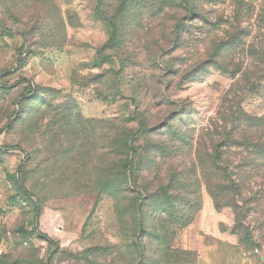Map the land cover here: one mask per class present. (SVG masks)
<instances>
[{"label": "rangeland", "instance_id": "374dc122", "mask_svg": "<svg viewBox=\"0 0 264 264\" xmlns=\"http://www.w3.org/2000/svg\"><path fill=\"white\" fill-rule=\"evenodd\" d=\"M100 1L97 17L96 0H0V264H215L220 256L223 264H264L255 254L264 247L261 162L245 155L253 168L240 173L250 179L234 198L237 217L231 208L217 211L193 173L208 121V130L220 127L231 108V121L236 113L264 118V81L252 79L255 91L237 92V77L208 57L212 31L200 18L187 20L189 10L213 23L232 17L230 1ZM178 19L188 29L174 42ZM113 23L115 46L100 51ZM114 124L135 137L137 157L127 172L128 189L138 192L132 199L113 200L104 186ZM160 139L165 162L143 149ZM239 151L221 149L223 166H240ZM170 169L183 185L181 193L173 182L170 191L172 220L162 216L159 194L160 186L173 187ZM162 223L189 224L170 236L176 255L160 252L151 237Z\"/></svg>", "mask_w": 264, "mask_h": 264}, {"label": "trees", "instance_id": "16d2710c", "mask_svg": "<svg viewBox=\"0 0 264 264\" xmlns=\"http://www.w3.org/2000/svg\"><path fill=\"white\" fill-rule=\"evenodd\" d=\"M103 1V0H102ZM122 1L127 2L129 0H117L119 5ZM231 7L233 8L232 17L217 19L213 23L212 20L207 18V15L196 13L194 10H189L190 14L187 16V20L192 19L199 20L200 18L210 32L207 37L208 46V57L211 58V62L216 70L222 71L226 76L237 77L236 86L238 91L244 89L256 90L253 81H264V0L258 5H251L242 0H229ZM97 6L94 11V15L99 17L101 1L96 0ZM123 6V5H122ZM177 6L181 9L182 6ZM122 11L125 12V6ZM191 16V18H190ZM182 21L179 19L175 22L172 27V35L174 42L177 39H181L184 32L188 29L186 26L181 24ZM244 24H247L245 27ZM116 24H112V34L109 37L106 44L100 51H105L112 45L115 46V41L118 39L117 32L115 31ZM215 33V34H214ZM253 40V41H251ZM144 83L143 81H141ZM232 108L227 110L229 113H223L218 118L221 122L220 127L212 124L210 129H214L215 133L210 134L207 125L201 128V131L207 130L201 141L200 150L196 154V164H193V173L198 172L205 184L206 191L212 200V204L217 211L224 208H231L237 217L236 203H234L235 196H240L242 191L245 190L244 180L250 179L247 176H240L244 168L250 170L253 168V161L258 160L264 167V118L257 119L252 118L243 113H236V121H231L235 118V113H230ZM11 122V121H10ZM9 122V123H10ZM6 130L11 128V125H7ZM111 131H114V137H112L111 150L109 151L108 166L106 167L111 175H107V180L104 186L108 188L113 194L111 199L116 200L117 196L134 197L138 192L136 190L128 189V178L127 172L131 167V161L137 157V149L135 146V137L127 131H123L122 128L114 124L112 125ZM150 131L143 130V133L148 134ZM211 135L218 136L216 143H210L208 141ZM162 139L156 143H150L151 146L144 147L145 154H155L160 156L161 160L165 162L168 158L166 153L165 143L162 144ZM210 144L208 149H204L203 145ZM232 147L240 150L239 154L235 155L240 161V166L233 167V165L223 166V153L220 150L223 148ZM150 149V150H149ZM211 149V153L209 150ZM149 150V151H148ZM153 150H156L153 152ZM154 155V157H155ZM245 155L252 157L246 158ZM134 157V158H133ZM140 161V159H138ZM231 163V162H229ZM169 181H172L173 187L167 188L160 186L159 194L166 200L167 210L162 213L167 219L172 220L175 215L174 212L169 211L174 204V196L170 191L174 188L176 182L181 186V193L183 191L182 184L177 179L176 171L171 176V169L166 172ZM184 175V173L182 172ZM181 180V179H180ZM18 187L25 193V188L22 181L16 178ZM161 183V182H160ZM172 188V189H171ZM176 188V187H175ZM178 190V189H177ZM175 190V191H177ZM180 190V189H179ZM224 193V194H223ZM232 195V200L227 201L225 196ZM182 198V197H181ZM180 198V199H181ZM39 217V209L35 208V219ZM34 219V220H35ZM174 223H162L157 228L152 230V239L160 241L159 250L160 252H171V243L169 242L171 234L178 230L186 228L189 224L180 225L176 224L175 228L169 227ZM142 244L145 242L148 232L142 231ZM142 256L145 258L147 251L143 249ZM1 258V257H0ZM183 260H176L175 264H182Z\"/></svg>", "mask_w": 264, "mask_h": 264}, {"label": "crops", "instance_id": "0c3cea01", "mask_svg": "<svg viewBox=\"0 0 264 264\" xmlns=\"http://www.w3.org/2000/svg\"><path fill=\"white\" fill-rule=\"evenodd\" d=\"M4 226H5V221H4V218L0 215V248L2 247L1 245V233L3 232V230H4ZM223 256H220L218 259H217V261H216V263L215 264H223Z\"/></svg>", "mask_w": 264, "mask_h": 264}, {"label": "built area", "instance_id": "2783aa9c", "mask_svg": "<svg viewBox=\"0 0 264 264\" xmlns=\"http://www.w3.org/2000/svg\"><path fill=\"white\" fill-rule=\"evenodd\" d=\"M255 254L256 255H261V257L264 258V247L261 248V250H255ZM0 256H1V252H0Z\"/></svg>", "mask_w": 264, "mask_h": 264}]
</instances>
